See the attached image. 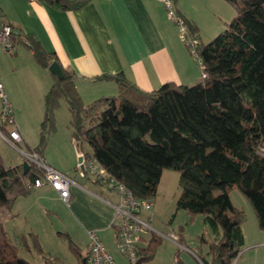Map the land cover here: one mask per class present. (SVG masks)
Here are the masks:
<instances>
[{
  "label": "trees",
  "instance_id": "obj_1",
  "mask_svg": "<svg viewBox=\"0 0 264 264\" xmlns=\"http://www.w3.org/2000/svg\"><path fill=\"white\" fill-rule=\"evenodd\" d=\"M48 1L67 10L86 2ZM171 1L175 8L176 0ZM223 1L233 7L234 17L207 44L201 42L196 26L176 11L197 41L192 56L205 80L193 86L166 83L144 91L121 73L105 75L97 80L114 81L117 95L84 105L72 72L63 70L61 80L50 73L53 83L43 99L39 143L31 149L44 162L54 112L65 101L71 137L83 158L94 160L134 197L152 201L162 172H177L176 211L203 216L210 229L209 241L200 237L211 258L207 262L197 257L202 264H233L243 247L244 211L233 206L232 188L249 201L258 227L264 230V0ZM21 39L41 67L48 70L52 62L58 63L55 54L46 52L33 37ZM0 129L7 133L5 123ZM84 145L90 153L83 151ZM40 175L33 164L25 174L22 165L6 167L0 156V210H10ZM159 240L151 234L139 264L153 258ZM178 243L183 245L182 238ZM77 256L82 264L80 251ZM0 264H29L18 255L1 223Z\"/></svg>",
  "mask_w": 264,
  "mask_h": 264
},
{
  "label": "crops",
  "instance_id": "obj_2",
  "mask_svg": "<svg viewBox=\"0 0 264 264\" xmlns=\"http://www.w3.org/2000/svg\"><path fill=\"white\" fill-rule=\"evenodd\" d=\"M10 1L0 3V12L2 22L13 28L14 36H17L13 42L15 53L12 58L7 57L0 45V63L10 61L19 65V61L29 55L38 67L48 71L35 61L31 50L22 42L23 36H31L46 52L55 54L63 70L74 74L75 87L84 105L101 97L117 95L114 81L97 80L105 75L121 73L144 91L156 90L166 83L193 86L201 82L200 64L181 41L176 26L168 18L164 0H86L80 8L69 10L48 0H12L14 8L10 9ZM226 5L223 0H176L175 9L196 26L200 38L198 23L201 21L198 16H202V23L205 24L222 18L227 20L232 7ZM2 72L1 67L0 83L7 90ZM50 79L51 87L53 77ZM10 102L13 119L23 139L21 144L29 151L39 143L36 124L32 129L17 122L19 113L13 98ZM32 116L36 123L39 119L34 114ZM71 131L52 130L42 153L45 164L72 180L68 204L48 185H43L17 198L10 210L0 211H6L9 219H21L28 224H34L39 215L54 218L63 234L66 232L76 237L84 257L88 251L89 231L97 233L104 247L111 240L114 244L112 205L118 202V196L88 175H79L77 164L81 152L71 137ZM16 162L11 166L21 165L23 156ZM230 200L232 202L231 197ZM152 214L151 209V217ZM241 231L244 242L242 224ZM169 234L182 238L174 231ZM116 252L119 254L117 249Z\"/></svg>",
  "mask_w": 264,
  "mask_h": 264
},
{
  "label": "rangeland",
  "instance_id": "obj_3",
  "mask_svg": "<svg viewBox=\"0 0 264 264\" xmlns=\"http://www.w3.org/2000/svg\"><path fill=\"white\" fill-rule=\"evenodd\" d=\"M6 1L10 0H0V3ZM226 6L229 8L231 5ZM9 8H14L12 0L9 3ZM232 8L231 16H228L227 20H223V18L219 21L213 20L212 24L202 23V16H198L201 21L198 23L201 32L200 40L203 44L209 43L225 29L234 17L232 13L234 15L235 11ZM4 54L12 58V55L6 52ZM19 62V65L10 61L0 63V69L2 67L7 85V90L4 88L5 91L4 89L3 91L9 102L13 98V103L19 113L17 115L19 119L16 121L22 122L24 126L28 128L30 126L32 129H35L36 124L39 133L44 117L43 93L46 94L50 89L51 74L38 67L29 55H25ZM33 114L36 119H39L36 120V123L32 118ZM28 118H32V120ZM70 119L67 104L65 101H60L59 107L54 112V129L71 130ZM20 148L21 151L28 152V149L22 144ZM87 150L90 151V148L84 145L83 151ZM0 156H2L4 166H11L21 159L22 154L0 140ZM178 179L177 172L164 170L162 173L156 196L152 200L153 216L151 221V226L161 236H159L160 240L154 249L153 258L142 264H175V262L201 264L197 259L199 256L207 262L211 260L206 255L207 245L200 242L201 236L206 241L212 238L209 227L203 221V216H190L185 211H176L175 209V202L180 193ZM229 195L234 205L244 211L242 227L244 228L245 241L233 264H264V230L258 227L255 213L249 201L235 188L230 190ZM0 223L9 241L17 248L18 255L29 264H81V259L77 256L79 241L73 234V236L66 232L63 234L62 228L57 225L54 218L39 215L36 222H33L34 224H28L21 219H9L6 216V211H0ZM171 231L182 235L183 245L181 246L189 251L182 250L176 243L166 238V235ZM145 239L148 240L147 235ZM109 242L105 248L111 252L116 263L126 264L124 258L117 254L113 241Z\"/></svg>",
  "mask_w": 264,
  "mask_h": 264
},
{
  "label": "built area",
  "instance_id": "obj_4",
  "mask_svg": "<svg viewBox=\"0 0 264 264\" xmlns=\"http://www.w3.org/2000/svg\"><path fill=\"white\" fill-rule=\"evenodd\" d=\"M164 7L168 18L178 29L181 41L195 57L197 41L189 34L187 26L177 14L172 1L164 0ZM14 35L15 31L13 28L2 22L0 12V45L4 52L10 55L15 53L12 41ZM206 77L201 67V81L205 80ZM12 112V106L5 96L2 84L0 83V123H5L7 126V133H4L0 129V140L22 154L29 166L33 164L41 171L40 177L33 183V188L48 185L65 204H68L72 180L66 174L49 167L31 150L28 152L21 151L20 145L23 139L15 124ZM79 158H81V163L77 166V172L81 177L88 175L94 181L101 184L107 191L113 192L118 196V202L112 205L114 209L112 224L115 227L114 244L120 256L126 261V264H139L141 259L145 257V254L142 253V249L147 245L145 236L148 235L150 237L151 234L161 236L150 224L152 220V201L134 197L123 184L108 175L94 160L84 159L82 154L79 155ZM81 166L82 170L80 169ZM144 215L149 216L143 217ZM87 235L89 240L88 251L83 258L84 262L82 264H117L95 231H89ZM166 238L176 243L182 250H187L178 244V238L175 234L166 235Z\"/></svg>",
  "mask_w": 264,
  "mask_h": 264
},
{
  "label": "water",
  "instance_id": "obj_5",
  "mask_svg": "<svg viewBox=\"0 0 264 264\" xmlns=\"http://www.w3.org/2000/svg\"><path fill=\"white\" fill-rule=\"evenodd\" d=\"M48 71L55 76L57 79H62L64 76V72L63 69L61 68V66L57 63V62H52L49 66H48ZM81 163V158H78V164ZM22 168H23V172L24 174L27 172V170L29 169V164L27 162H23L22 164ZM80 169L82 170V166L80 167ZM84 261L82 260V263Z\"/></svg>",
  "mask_w": 264,
  "mask_h": 264
}]
</instances>
